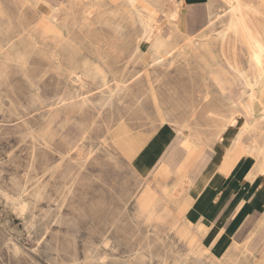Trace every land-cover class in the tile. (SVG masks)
I'll list each match as a JSON object with an SVG mask.
<instances>
[{
	"label": "rangeland",
	"instance_id": "rangeland-1",
	"mask_svg": "<svg viewBox=\"0 0 264 264\" xmlns=\"http://www.w3.org/2000/svg\"><path fill=\"white\" fill-rule=\"evenodd\" d=\"M50 1L0 0V264H264V190L236 231L186 215L210 150L264 189V73L227 1L146 0L163 38L137 53L126 0Z\"/></svg>",
	"mask_w": 264,
	"mask_h": 264
},
{
	"label": "crops",
	"instance_id": "crops-1",
	"mask_svg": "<svg viewBox=\"0 0 264 264\" xmlns=\"http://www.w3.org/2000/svg\"><path fill=\"white\" fill-rule=\"evenodd\" d=\"M47 2L51 5L52 10H57L58 5L56 3H51L52 1L50 0H47ZM144 2V13L147 16L145 24L153 25L149 32L157 30L155 29V12L152 8L158 9L160 4L159 2L151 4L146 0ZM172 8L174 7H169V11L167 12L168 18L170 17L169 24H173V18L177 16L175 14L176 9ZM109 11L113 16H117L118 14L113 8H110ZM181 22L185 26L184 20ZM175 26L177 27L176 24ZM160 32H163V29H160L157 35ZM212 156V150L208 151L197 173L191 179L190 184L195 186L197 193L191 198L186 215L189 217V223L201 226L209 233L236 231L243 224L244 219L249 213L259 208L249 205L251 202H247L249 206L247 205L248 207H246L245 202L253 199L258 192L264 189L258 190L255 184L251 187L248 182H244V179L234 180L231 179L232 177L229 174H223V171L217 169L218 166H213ZM223 168H225V172L226 168L228 171V167Z\"/></svg>",
	"mask_w": 264,
	"mask_h": 264
},
{
	"label": "bare ground",
	"instance_id": "bare-ground-1",
	"mask_svg": "<svg viewBox=\"0 0 264 264\" xmlns=\"http://www.w3.org/2000/svg\"><path fill=\"white\" fill-rule=\"evenodd\" d=\"M225 1H227V3L229 4V6H230V9H231V12H232V15H233V17H234V19H235V21H236V23L239 25L238 27H239V31L241 32V34H242V36L244 37V38H246V40H247V44H248V47H249V49H250V51H251V58H252V60H253V62H254V64H256V65H259L260 66V68H261V70H262V73H264V67H263V64H264V62H263V59H262V57H263V54H264V44L262 43V41L261 40H259L253 33H252V31H251V28H250V26L249 25H247V23H246V21H245V15H246V13L247 12H244V13H241V10H240V7L241 6H243L242 5V3L240 2V0H236V3L237 4H234L233 3V1L232 0H225ZM126 2H128L129 3V6H130V8L128 9V10H122V12H125V15H127L128 16V19H127V21H129V22H132V23H136L137 24V26H140V33H141V35H140V38H139V40H138V42H137V45H136V47H135V53H137V51H139L141 48H140V44H141V42H142V40L145 38V36L147 35V33L149 32V30H150V28L151 27H153V25L152 24H149V25H146L145 24V19L147 18V16H146V14L144 13V7H143V9H139V8H137L136 6H135V0H126ZM250 2V1H249ZM249 2H247L248 4H244V6L243 7H245V8H249L250 6L252 7L253 5H251ZM247 5H249V6H247ZM113 9H115V11L119 14V16H113V19H117L118 17H121L120 15H121V13L119 12V10H117L116 9V7H114ZM129 10H130V12H129ZM131 10H133V11H131ZM109 11V10H108ZM53 12H55V11H53ZM109 13H110V11H109ZM111 14V13H110ZM123 15V14H122ZM210 22V20H208L207 19V21H206V25H208V23ZM170 25V27H172L173 29H175V25L174 26H172L173 24H169ZM177 28V27H176ZM230 28V27H229ZM228 28V29H229ZM232 28H233V26H232ZM162 32H160L158 35H157V37L152 41V43H156L157 41H158V39H159V37L160 38H163L160 34H161ZM167 37H169V36H166V40H167ZM170 38V37H169ZM220 38V37H219ZM217 81V80H216ZM120 91V90H119ZM237 92V91H236ZM248 92L251 94L253 91H252V89H249L248 90ZM118 93V92H117ZM116 93V94H117ZM103 94V93H102ZM101 94V95H102ZM55 95V94H54ZM109 96V95H108ZM80 97V96H79ZM52 98V97H51ZM101 99H102V97H100ZM105 98V97H104ZM251 98V97H250ZM110 99V98H109ZM241 99V98H240ZM240 99L239 100H237L236 102H235V104L237 103V102H240ZM108 100V99H107ZM90 101V100H89ZM52 102V101H51ZM92 102V101H91ZM94 102V101H93ZM107 102V101H106ZM249 108V107H248ZM253 110V109H252ZM246 112V111H245ZM246 113H248V112H246ZM244 124L245 125H247L248 126V124H247V122L244 120ZM188 132V131H187ZM236 134H237V132H236ZM235 135V134H234ZM234 135H233V137L231 138V143H230V147H231V150L233 151V152H235V155L236 156H239V149H240V146H239V142L237 143L236 141H235V137H234ZM236 136V135H235ZM191 151V150H190ZM196 154V153H195ZM199 154V153H198ZM197 154V155H198ZM169 156V155H168ZM168 156H167V158H168ZM196 158V157H195ZM169 161V160H168ZM189 162V161H188ZM21 196V195H20ZM38 197V194L36 193V198ZM35 198V199H36ZM33 216V215H32ZM32 218V217H31ZM14 248V247H13ZM89 251H90V249H89ZM89 253V252H88ZM94 253V252H93ZM96 256V255H95ZM94 256V257H95ZM90 258V257H89ZM86 259V258H85ZM92 259V258H91ZM87 260V259H86ZM92 261V260H91ZM88 262V261H87ZM94 262H95V260H94ZM93 262V263H94ZM97 262V261H96ZM95 262V263H96ZM98 264H100L99 262H98ZM105 264V263H104Z\"/></svg>",
	"mask_w": 264,
	"mask_h": 264
}]
</instances>
